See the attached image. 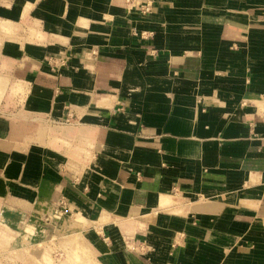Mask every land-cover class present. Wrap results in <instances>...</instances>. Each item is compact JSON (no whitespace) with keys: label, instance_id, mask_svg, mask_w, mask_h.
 Here are the masks:
<instances>
[{"label":"crops","instance_id":"crops-1","mask_svg":"<svg viewBox=\"0 0 264 264\" xmlns=\"http://www.w3.org/2000/svg\"><path fill=\"white\" fill-rule=\"evenodd\" d=\"M0 5V201L99 264H264V0Z\"/></svg>","mask_w":264,"mask_h":264},{"label":"rangeland","instance_id":"rangeland-1","mask_svg":"<svg viewBox=\"0 0 264 264\" xmlns=\"http://www.w3.org/2000/svg\"><path fill=\"white\" fill-rule=\"evenodd\" d=\"M0 39L1 65L7 53L2 52L5 36ZM33 205L32 201L21 206L17 201H0V264H99L91 224H84L82 215H74L62 201L47 204L44 216L34 215L40 212ZM18 210L26 216L10 217L8 223L2 216Z\"/></svg>","mask_w":264,"mask_h":264},{"label":"built area","instance_id":"built-area-1","mask_svg":"<svg viewBox=\"0 0 264 264\" xmlns=\"http://www.w3.org/2000/svg\"><path fill=\"white\" fill-rule=\"evenodd\" d=\"M129 3H130L131 5H133V0H129ZM150 5H151V1L145 3V4L143 5V6H144V9H145V10L150 9Z\"/></svg>","mask_w":264,"mask_h":264},{"label":"bare ground","instance_id":"bare-ground-1","mask_svg":"<svg viewBox=\"0 0 264 264\" xmlns=\"http://www.w3.org/2000/svg\"><path fill=\"white\" fill-rule=\"evenodd\" d=\"M28 5H29V4H28ZM165 200H167V199H165ZM165 200H164V201H165ZM168 201H169V200H168ZM182 211H183V210H182ZM84 248H85V247H84Z\"/></svg>","mask_w":264,"mask_h":264}]
</instances>
